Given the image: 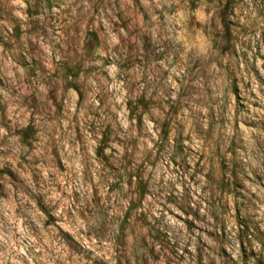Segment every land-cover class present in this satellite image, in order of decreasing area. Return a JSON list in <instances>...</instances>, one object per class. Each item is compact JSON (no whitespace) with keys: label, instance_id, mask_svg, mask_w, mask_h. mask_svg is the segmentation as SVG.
<instances>
[{"label":"rangeland","instance_id":"rangeland-1","mask_svg":"<svg viewBox=\"0 0 264 264\" xmlns=\"http://www.w3.org/2000/svg\"><path fill=\"white\" fill-rule=\"evenodd\" d=\"M205 2L217 9L218 25H211V39L197 26L207 16L206 11L199 12ZM244 3L0 0V135H6L17 151L13 155L12 148L6 150L0 143V236L5 223L15 232L7 245L0 239V253L13 246L19 264H37L33 254L46 253L56 258V264H264V32L257 38L255 30L240 23L237 17ZM193 12H198L197 24L191 23ZM109 29L119 41L112 48L115 55L107 52ZM209 47L212 56L206 55ZM94 72L106 81L116 103L123 105L116 114L120 119L126 114V123L154 105L163 92L160 100L180 129L172 141L176 152L198 157L194 163L187 155L171 161L174 170L191 175L158 205L150 199L147 183L136 177L138 198L115 209L111 228L90 226L74 206L79 196L75 191L60 192L55 183V191L33 190L39 189L40 179L67 186V165L59 146L53 159L33 153L53 119L62 123L55 129L57 140L71 127L79 144L83 124L73 117L69 125L64 113L80 110L91 92L88 81ZM149 79L151 84L136 94L134 106L127 97ZM217 90L219 95L214 94ZM198 96L213 101L211 110L203 113L210 117L209 131L194 123L191 135L184 136L188 125L180 118L190 114V108L203 106L195 99ZM102 105L97 96L96 107ZM41 114H46L45 120L38 124ZM136 123L143 127L142 115ZM150 123L154 128L155 121ZM171 129L165 121L161 135L167 137ZM111 135L109 126L100 140L111 143ZM104 146L98 144L92 155L98 164L103 160L102 169L115 173L116 166L107 160L115 149L104 152ZM197 176L203 178L204 187ZM119 186L114 179L108 193ZM97 198L111 199L92 188L93 204ZM71 215L79 216L82 227L65 222ZM28 244L37 247H25ZM40 264L50 261L45 257Z\"/></svg>","mask_w":264,"mask_h":264},{"label":"clouds","instance_id":"clouds-1","mask_svg":"<svg viewBox=\"0 0 264 264\" xmlns=\"http://www.w3.org/2000/svg\"><path fill=\"white\" fill-rule=\"evenodd\" d=\"M159 7V5H157ZM207 12L205 21L203 24L197 25L207 32L209 39L214 34L211 30V25L216 23L218 25V16L214 17V13L217 9L214 5H209L207 2L203 3L199 9V12ZM239 12L242 15H238L240 23L249 30H255L256 37L259 38L260 33L264 32V0H245L244 5L239 7ZM192 24H197L199 19L198 12L191 14ZM102 18V17H101ZM107 27V26H106ZM218 31V27H217ZM110 47L107 49L108 54L115 55L112 48L115 47L119 41L116 35H112L111 30L108 32ZM261 50L264 51V42H262ZM207 56L214 55L213 50L209 47ZM91 57L85 61L84 67L87 68L91 62ZM97 63H99L97 61ZM214 68L215 65L213 64ZM175 71V69H172ZM101 71H107V69L101 68ZM80 79H84L82 73ZM89 85L91 86V92L86 93L85 101L81 105V108L76 113L65 111L64 117L68 121L69 125L72 123L73 117L77 122L82 123L81 138L79 144L76 143L75 130L71 127L64 130L63 135L59 140L56 139L55 129L62 127V123L58 119H53L51 124H47V135H42V143L39 146L37 152L33 153L34 156L38 155L43 157L44 160L55 158V150L59 146V149L63 151L64 158L67 165V171L64 173V178L67 180V186L61 185L59 181H49L46 179L38 180L39 189L33 187L34 191H55L52 184L55 183L59 187L60 192L75 191L79 193L77 202L74 204L80 215H84L88 220L90 226L93 225H106L111 228L114 226V213L115 209L128 201L137 200V180L147 183L149 191L154 198L153 203L158 205L164 203L165 197L171 192L176 191L181 185H185L186 176L191 175V172L181 173L179 169H173L171 161L173 159H184L185 155L188 157L189 163H194L198 158L194 155L185 153L180 155L176 152L175 146L172 141L177 139V134L180 129L176 126L175 120L171 118L168 113L167 107L160 100L163 96V92L158 93L156 97V103L147 110L141 109L136 112L131 118L130 122L126 123L127 115L125 119H120L116 114V109L123 108V105L116 103V97L113 96L108 88L107 83L97 73H92L89 78ZM198 83L207 84L206 81H198ZM217 83H219L217 81ZM145 84H151L150 79L145 81L144 84H138L135 93L130 94L127 99L135 106L136 94L140 93ZM43 91V89H42ZM152 91H155V87H150L148 95L151 96ZM215 95H219L217 90ZM177 94L172 95V102L175 103ZM103 101L102 107H96V98ZM167 99V97H165ZM198 99L202 107L190 108V114H182L180 123L187 122L188 127L183 130V135H191L193 124H199L202 130L209 131V119L208 115L203 113L209 112L213 101L204 100L202 96H198ZM188 101H185L187 103ZM71 106V105H70ZM91 113V114H89ZM143 116V127L138 128L136 120L139 116ZM46 114H41L37 118L39 124L42 120H45ZM150 121H155V127L153 128ZM169 121L172 124V129L168 136L161 135V125ZM46 123V121H45ZM111 126L112 135L111 140L113 142L106 143L100 140L101 134L107 127ZM2 132V129H0ZM119 138V142L117 139ZM0 143H4L5 149L12 148V154L17 155V151L13 148V142L6 140V135H0ZM105 143L104 152H108L109 148L115 149L111 155L107 157L109 164H114L117 168L115 173H109L107 168L102 169L103 160L97 163V159L92 155L94 148L100 144ZM71 145V147H69ZM210 146V145H209ZM122 149V150H121ZM207 148L204 149L207 152ZM27 151V149H25ZM18 158V156H17ZM31 158V157H30ZM82 174H84L82 176ZM39 175V174H38ZM98 177V179H94ZM116 179L119 182V188H116L112 193H108V187ZM196 180L199 181L200 187H204V181L201 176H197ZM91 186V188L89 187ZM190 187V185H188ZM99 188L102 194L110 195V200L96 199L95 203L91 199V189ZM200 191V188H197ZM100 193H98L99 197ZM177 196H182L183 193L177 192ZM208 198V193L203 194V199ZM72 199L71 196L68 197ZM202 202V201H201ZM22 205L24 201H21ZM172 211L175 208L172 204L167 205ZM66 208L72 207V205H66ZM214 211V209H213ZM91 212V216L87 215ZM151 218V217H150ZM67 223H71L74 228L79 229L82 225L79 222V216L71 215L66 217ZM4 235L0 236V239H4L5 244H9V241L15 237L13 228L5 223L3 226ZM17 243H22V239H17ZM43 243L39 245L43 248ZM25 247L36 248L37 245L28 244ZM19 252L15 251L14 247L9 245L3 253H0V264H19ZM45 257L48 258L50 264H56V258H53L49 253L45 256L36 257L33 254V258L37 260V264H40L41 260ZM63 259V257H59Z\"/></svg>","mask_w":264,"mask_h":264}]
</instances>
